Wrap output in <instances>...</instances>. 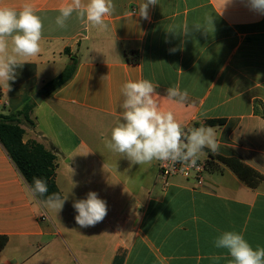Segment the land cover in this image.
Returning a JSON list of instances; mask_svg holds the SVG:
<instances>
[{
    "label": "crops",
    "instance_id": "crops-1",
    "mask_svg": "<svg viewBox=\"0 0 264 264\" xmlns=\"http://www.w3.org/2000/svg\"><path fill=\"white\" fill-rule=\"evenodd\" d=\"M68 2L0 0L17 10L31 4L43 22L41 53L16 68L10 92L0 82V113L34 104L22 141L56 156L55 184L67 198L58 214L44 208L0 144V236L7 238L0 264H228L227 251L214 247L222 231L264 247V119L255 109L264 108V15L244 0H158L145 20L132 15L144 0H113L106 30L75 14L62 29L55 21ZM129 51L138 52V64L127 61ZM71 57L73 76L49 93ZM139 79L159 85L162 98L169 86L188 90L183 105L161 100L186 131L225 120L215 127L219 151L205 149L200 159H235L262 177L259 185L247 186L217 161L201 188L182 177L165 185L158 161L132 165L108 150L121 86ZM42 89L37 104L32 97ZM89 191L106 201L107 215L81 228L72 205Z\"/></svg>",
    "mask_w": 264,
    "mask_h": 264
},
{
    "label": "clouds",
    "instance_id": "clouds-1",
    "mask_svg": "<svg viewBox=\"0 0 264 264\" xmlns=\"http://www.w3.org/2000/svg\"><path fill=\"white\" fill-rule=\"evenodd\" d=\"M244 2L250 10L264 15V0ZM157 4L158 0H144L138 12L134 11L132 15L149 20V7ZM58 11L55 23L62 29L75 14L91 27L106 30L105 17L115 12V5L113 0H70ZM206 21L213 26L211 16H207ZM194 29L200 30L201 25H194ZM42 38L43 22L31 4L26 3L19 10L0 6V82L8 92L12 90L9 82L15 80L16 68L41 53ZM158 87L149 79L128 80L121 86L120 119L111 129L110 138L105 139V147L132 165H150L159 161L173 166L181 163L195 167L200 157L206 155L205 149L218 152L220 145L215 127L200 126L186 131L173 111L161 107L162 99L183 105L188 99V90H181L178 85L169 86L162 98L157 92ZM25 187L34 199L48 192L47 182L37 177H33L31 185L25 181ZM66 199L53 193L38 203L58 214ZM72 206L77 213L75 221L81 228L95 226L107 215L106 201L94 191H89L85 199L74 201ZM214 247L227 251L231 257L228 264H264V247L254 249L242 233L222 231L215 238Z\"/></svg>",
    "mask_w": 264,
    "mask_h": 264
},
{
    "label": "trees",
    "instance_id": "trees-1",
    "mask_svg": "<svg viewBox=\"0 0 264 264\" xmlns=\"http://www.w3.org/2000/svg\"><path fill=\"white\" fill-rule=\"evenodd\" d=\"M125 56L130 63L138 64L139 54L137 51L126 52ZM75 67V57H71L69 64L63 71L46 85L49 88V93L68 82L74 74ZM33 106V103H28L15 114L4 115L0 113V144L24 181H27V183L31 185L33 177H37L47 182L48 192L46 195L43 197H36L38 201H41L53 193L61 196V192L55 184L56 156L40 143L35 141L23 143L22 141L24 129L21 126L23 124L29 126L33 125V121L30 120V113ZM255 109L264 119V108L259 111L258 106H255ZM224 123L225 120L223 119L206 120L203 126L221 127ZM215 161L231 169L251 188H256L262 181L260 175L235 159L209 155L207 168L212 169ZM6 243L7 238L5 236H0V249H3Z\"/></svg>",
    "mask_w": 264,
    "mask_h": 264
},
{
    "label": "built area",
    "instance_id": "built-area-1",
    "mask_svg": "<svg viewBox=\"0 0 264 264\" xmlns=\"http://www.w3.org/2000/svg\"><path fill=\"white\" fill-rule=\"evenodd\" d=\"M207 160L199 159L195 167H190L181 163H176L173 166L170 163H161L158 161V174L159 177L164 180L165 185L169 178L182 177L183 179L192 182L195 187L201 188L204 184V174L208 170ZM45 219L46 217L43 215L41 220Z\"/></svg>",
    "mask_w": 264,
    "mask_h": 264
},
{
    "label": "water",
    "instance_id": "water-1",
    "mask_svg": "<svg viewBox=\"0 0 264 264\" xmlns=\"http://www.w3.org/2000/svg\"><path fill=\"white\" fill-rule=\"evenodd\" d=\"M46 92H47V89H42V90H40L38 93H36V94L32 97L33 101H34L35 103H37V104L41 103L42 96H43V94H45Z\"/></svg>",
    "mask_w": 264,
    "mask_h": 264
},
{
    "label": "rangeland",
    "instance_id": "rangeland-1",
    "mask_svg": "<svg viewBox=\"0 0 264 264\" xmlns=\"http://www.w3.org/2000/svg\"><path fill=\"white\" fill-rule=\"evenodd\" d=\"M63 66V65H62ZM47 103V102H46ZM4 109H2L1 107H0V111H3Z\"/></svg>",
    "mask_w": 264,
    "mask_h": 264
}]
</instances>
